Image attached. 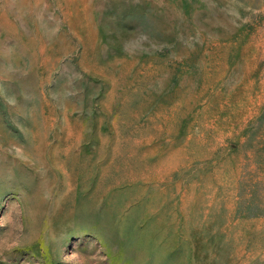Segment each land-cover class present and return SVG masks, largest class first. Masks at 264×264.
Returning <instances> with one entry per match:
<instances>
[{
  "label": "rangeland",
  "instance_id": "rangeland-1",
  "mask_svg": "<svg viewBox=\"0 0 264 264\" xmlns=\"http://www.w3.org/2000/svg\"><path fill=\"white\" fill-rule=\"evenodd\" d=\"M0 264H264V0H0Z\"/></svg>",
  "mask_w": 264,
  "mask_h": 264
}]
</instances>
